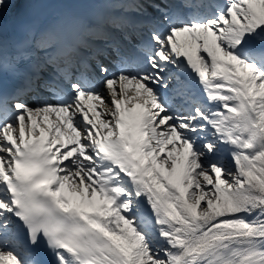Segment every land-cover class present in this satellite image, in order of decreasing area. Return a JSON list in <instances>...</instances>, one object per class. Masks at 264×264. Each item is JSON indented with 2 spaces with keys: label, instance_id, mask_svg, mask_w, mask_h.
Here are the masks:
<instances>
[{
  "label": "snow or ice",
  "instance_id": "snow-or-ice-1",
  "mask_svg": "<svg viewBox=\"0 0 264 264\" xmlns=\"http://www.w3.org/2000/svg\"><path fill=\"white\" fill-rule=\"evenodd\" d=\"M0 0V264H264V0Z\"/></svg>",
  "mask_w": 264,
  "mask_h": 264
}]
</instances>
